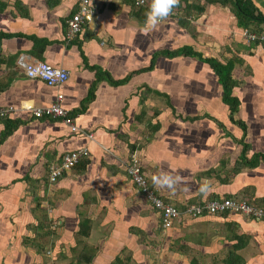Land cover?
<instances>
[{
	"label": "crops",
	"instance_id": "crops-1",
	"mask_svg": "<svg viewBox=\"0 0 264 264\" xmlns=\"http://www.w3.org/2000/svg\"><path fill=\"white\" fill-rule=\"evenodd\" d=\"M145 1L92 0L94 17L70 39L79 0H0V109L14 108L0 140L18 122L0 144V264H264V217L187 213L214 198L264 199V164L236 171L238 141L251 145L249 158L264 152V47L248 41L257 33L230 7L179 0L151 28ZM253 2L264 15V0ZM36 39L48 41L45 50ZM179 48L200 57L161 55L145 70L158 51ZM22 56L69 79L49 87L28 78ZM206 59L233 65L240 107L232 121ZM54 103L77 132L33 115ZM83 148L89 156L50 182L52 166ZM134 155L149 189L180 210L167 228L127 175Z\"/></svg>",
	"mask_w": 264,
	"mask_h": 264
},
{
	"label": "built area",
	"instance_id": "built-area-1",
	"mask_svg": "<svg viewBox=\"0 0 264 264\" xmlns=\"http://www.w3.org/2000/svg\"><path fill=\"white\" fill-rule=\"evenodd\" d=\"M145 0H137L138 5H144ZM95 9L92 0H79L77 12L68 20V37L74 39L84 31L89 20L94 17ZM249 42L258 43L264 47V34L246 33ZM20 65L24 68L25 75L28 78L41 79L49 87H56L67 82L69 79L68 71L51 66L42 60H27L24 56L20 59ZM61 97H59L60 99ZM14 112L13 107L0 109V121L8 119ZM32 113L37 118L60 119L62 122L71 127L72 132H77L78 127L68 117V112L60 106V103H54L46 107L33 108ZM89 156V151L85 148L68 152L62 158L57 166L50 169V182L56 183L64 173L70 171L78 165L84 158ZM127 175L132 184L140 190L146 199L153 204V207L161 216V224L164 228L170 226L172 221L180 215V210L170 201H166L160 195L149 189L147 176L143 173L138 158L134 155L126 169ZM208 211L211 214L231 212L241 214L247 217H264V209L250 204L248 201L238 198H214L204 204H194L187 207V213L200 215Z\"/></svg>",
	"mask_w": 264,
	"mask_h": 264
},
{
	"label": "trees",
	"instance_id": "trees-1",
	"mask_svg": "<svg viewBox=\"0 0 264 264\" xmlns=\"http://www.w3.org/2000/svg\"><path fill=\"white\" fill-rule=\"evenodd\" d=\"M208 3L211 4H222L223 6L230 7L232 11L234 12L238 24L241 28L250 30L252 32H255L259 35H263L264 33V15L259 11V9L256 7L254 4L253 0H207ZM177 7H180L178 5ZM6 8V5H2V9ZM197 11L199 13H202L204 11V8L202 7H197ZM148 12V11H147ZM180 21L183 23L184 26H186L187 22L181 17ZM36 42L39 43H44V50L46 48V45L48 44V41H44L36 39ZM41 50L44 52V50ZM38 54L41 55V52H38ZM186 55L188 57L195 56V57H200V54L195 53L193 49L191 48H179L174 51L171 50H161L158 51L156 54L153 56V61L152 65L150 68L145 69L146 71L153 68L154 63L156 62L157 58H159L161 55L168 56V57H173L176 55ZM206 62H208L211 66V68L214 70L216 75L219 78V82L223 87V101L225 104H227L231 110L229 118L231 121L233 120V116L238 112L239 107H240V101L238 98L233 96V89L236 86V82L232 78V71H233V65L232 64H227L223 65L216 59H206ZM142 72V71H140ZM130 77L126 78L125 80L122 81H117V82H112L113 85H123L129 81ZM91 98H94V95H92ZM193 121V120H192ZM238 124L242 127L244 133H247V127L246 125L239 121ZM18 125L17 123H10L8 122L6 125V132L3 135V138L0 140V144L3 143V141L6 140V138L12 133L13 129L11 128H16ZM157 128V126H155ZM155 130V129H154ZM239 144L243 145V151L241 153V162L238 163V166L236 168L237 173H239L241 170L244 168H249V169H256L260 167L261 164H264V152L256 153L252 157H248V153L251 149L250 144L244 143V141H238ZM163 198V197H162ZM167 201V200H166ZM250 203H253L257 206H264V199L262 200H255V201H249ZM40 242V241H39ZM40 242V246H41ZM90 259H87V262H89ZM237 264H241L240 262Z\"/></svg>",
	"mask_w": 264,
	"mask_h": 264
},
{
	"label": "clouds",
	"instance_id": "clouds-1",
	"mask_svg": "<svg viewBox=\"0 0 264 264\" xmlns=\"http://www.w3.org/2000/svg\"><path fill=\"white\" fill-rule=\"evenodd\" d=\"M178 5L179 0H151L149 11L146 13V26L155 28L162 20L166 19L169 15L174 14L172 13L173 9ZM165 182L167 183V181Z\"/></svg>",
	"mask_w": 264,
	"mask_h": 264
},
{
	"label": "rangeland",
	"instance_id": "rangeland-1",
	"mask_svg": "<svg viewBox=\"0 0 264 264\" xmlns=\"http://www.w3.org/2000/svg\"><path fill=\"white\" fill-rule=\"evenodd\" d=\"M255 131H257V129H255ZM231 174H233V173H231ZM229 176H230V173H229ZM253 246L256 247V248H260V245H257V244H254ZM46 253L50 255L51 251L48 250Z\"/></svg>",
	"mask_w": 264,
	"mask_h": 264
}]
</instances>
